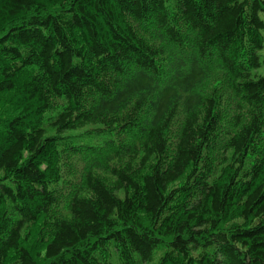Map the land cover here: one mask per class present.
<instances>
[{"label":"trees","instance_id":"1","mask_svg":"<svg viewBox=\"0 0 264 264\" xmlns=\"http://www.w3.org/2000/svg\"><path fill=\"white\" fill-rule=\"evenodd\" d=\"M263 50L264 0H0V264H264Z\"/></svg>","mask_w":264,"mask_h":264},{"label":"rangeland","instance_id":"2","mask_svg":"<svg viewBox=\"0 0 264 264\" xmlns=\"http://www.w3.org/2000/svg\"><path fill=\"white\" fill-rule=\"evenodd\" d=\"M262 53H264V50L262 51ZM80 133H81L80 131H75V132H71L70 135H78ZM102 139H103V136H97V137L85 138L83 142L88 143V144H93L98 141H102Z\"/></svg>","mask_w":264,"mask_h":264}]
</instances>
